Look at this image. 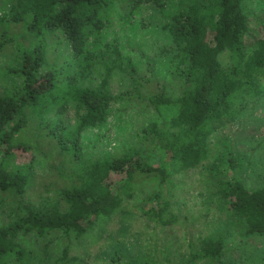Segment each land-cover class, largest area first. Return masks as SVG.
<instances>
[{"label": "trees", "instance_id": "obj_1", "mask_svg": "<svg viewBox=\"0 0 264 264\" xmlns=\"http://www.w3.org/2000/svg\"><path fill=\"white\" fill-rule=\"evenodd\" d=\"M249 1L0 0V210H9V222L0 217V264H53L48 249L41 253L35 241L57 235L68 247L54 264H69L72 245L118 211L140 175L159 188L143 200L147 220L166 230L175 226L177 218L162 188H173L175 175L209 158L208 142L217 126L264 99V12L254 15ZM116 3L132 11L150 6L162 15L163 30L178 52L177 74L185 80L181 96L173 100L162 92L148 99L157 112L175 108L177 115L141 133L148 153L163 155L159 167L144 164L139 148L123 157L83 162V134L105 123L116 101L141 96L138 85L136 94L116 97L109 90L116 70L131 73L132 80L136 75L133 65L124 66L118 48L101 83L91 81L96 63L89 40L103 29L104 15ZM65 43L72 51L68 57L61 50ZM70 109L73 126L50 120ZM33 125L39 134L35 139L29 137ZM51 139L72 161L71 184L55 198L33 201V165L9 161L17 151L28 154L39 148L36 141ZM243 164L239 157H219L210 173L221 177L218 199L244 225L245 234L264 237V185L249 189L228 176ZM225 253L226 236L219 233L202 238L188 260L172 261L174 250L168 246L161 259L146 255L140 264H230Z\"/></svg>", "mask_w": 264, "mask_h": 264}, {"label": "rangeland", "instance_id": "obj_2", "mask_svg": "<svg viewBox=\"0 0 264 264\" xmlns=\"http://www.w3.org/2000/svg\"><path fill=\"white\" fill-rule=\"evenodd\" d=\"M249 7L254 15L262 14L264 0H250ZM104 21L103 29L89 40V51L94 54L96 63L92 84L101 83L111 58H114L112 51L118 48L124 66L133 65L136 75L132 80L131 73L116 70L111 76L109 90L118 97L134 92L138 85L141 96H125L116 101L105 123L83 134V162L123 157L139 148L144 164L159 167L163 155L148 153L146 141L141 143V133L151 125L161 126L170 121L177 112L175 108L157 112L148 99L164 92L175 100L181 96L185 84L177 74L178 52L170 35L163 30L166 20L155 14L150 6L132 11L129 6L116 3L107 10ZM61 50L67 57L72 52L68 43ZM50 120L71 127L75 114L70 109L62 116L51 115ZM38 135V129L33 125L29 137L35 136V139ZM36 143L39 148L34 147L28 154L17 151L9 163L22 167L33 165L31 200L36 201L40 196L55 198L58 191L71 184L72 161L59 151L55 140ZM208 144L207 160L175 175L173 188H162L177 218L175 226L166 230L147 220L142 211L143 200L159 188L157 183L140 175L131 197L124 198L118 211L97 221L77 246L72 245L69 264H140L146 255H158L161 259L162 251L168 246L174 250L172 261L188 260L198 250L202 238L219 233L226 236V263L264 264V237L245 234L244 225L218 199L221 177L210 173L219 157L235 156L243 159L244 164L237 172L229 171V178L241 180L249 189L264 185V99L248 105L236 119L217 126ZM3 160L0 153V164ZM8 216L9 210H0L2 222H9ZM35 245L43 254L48 249L54 264L63 258L68 242L57 235L37 240Z\"/></svg>", "mask_w": 264, "mask_h": 264}]
</instances>
